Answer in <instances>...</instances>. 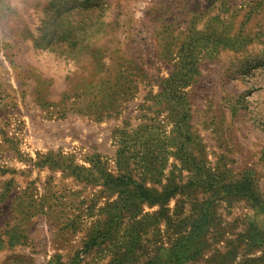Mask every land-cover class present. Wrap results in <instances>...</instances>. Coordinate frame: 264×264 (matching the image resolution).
<instances>
[{
  "label": "rangeland",
  "instance_id": "rangeland-1",
  "mask_svg": "<svg viewBox=\"0 0 264 264\" xmlns=\"http://www.w3.org/2000/svg\"><path fill=\"white\" fill-rule=\"evenodd\" d=\"M13 262L264 264V0H0Z\"/></svg>",
  "mask_w": 264,
  "mask_h": 264
},
{
  "label": "crops",
  "instance_id": "crops-1",
  "mask_svg": "<svg viewBox=\"0 0 264 264\" xmlns=\"http://www.w3.org/2000/svg\"><path fill=\"white\" fill-rule=\"evenodd\" d=\"M6 246H9L10 248H14L15 247V245L14 246H10L9 244L6 245ZM13 263L16 264L15 262H13Z\"/></svg>",
  "mask_w": 264,
  "mask_h": 264
}]
</instances>
